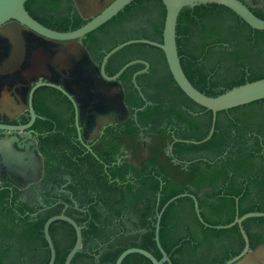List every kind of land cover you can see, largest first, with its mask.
Segmentation results:
<instances>
[{"label": "flooded vegetation", "instance_id": "obj_1", "mask_svg": "<svg viewBox=\"0 0 264 264\" xmlns=\"http://www.w3.org/2000/svg\"><path fill=\"white\" fill-rule=\"evenodd\" d=\"M240 1L264 20V0ZM91 2L34 0L30 4L34 15L29 14L48 30L70 34L94 18H85L79 8V4L94 5ZM164 10L162 0H134L111 20L78 40H56L22 26L24 65L18 72H0V196L10 203L17 199L14 209L23 218L28 217V222L46 223L61 214L75 221L85 219L87 206L79 198L86 193L96 197L98 192L87 189L84 181L93 174L89 156L104 163L98 154L110 156L106 151L109 150L115 163H120L130 156L120 145L113 148L123 135H136L149 145L151 135L158 128L171 134L173 143H187L189 140H181L178 134L201 131L209 118L213 119V113L207 109L187 103L176 82L169 80L163 64H153L133 49L123 48L104 65L106 55L118 41L153 39L157 35L155 25L163 20ZM14 48L13 39L0 28V68L9 62ZM133 61H143L149 66L135 63L113 79ZM34 62L39 64V69L31 72ZM117 83L123 91L122 97L116 93ZM188 104L191 108H187ZM172 149L170 144L169 154ZM144 152L148 154V149ZM195 156L185 154L186 159ZM104 166L106 171L107 165ZM24 170L27 175L23 174ZM98 176L99 173L90 181L97 183ZM5 205H0L1 264H38L50 260L44 229L43 235H39L31 229L35 225L11 222L5 214L8 208ZM185 221L180 220L179 229L192 227ZM57 222L53 228L50 226V235L54 247L64 252L73 243V233L63 224L65 221ZM82 223L84 227L86 221ZM251 232L264 235V228L253 225Z\"/></svg>", "mask_w": 264, "mask_h": 264}, {"label": "trees", "instance_id": "obj_2", "mask_svg": "<svg viewBox=\"0 0 264 264\" xmlns=\"http://www.w3.org/2000/svg\"><path fill=\"white\" fill-rule=\"evenodd\" d=\"M33 1L25 4L32 15L30 4ZM165 17L166 10L163 20L155 25L157 35L153 39H143L162 43ZM176 35L186 77L209 97L264 79V31L251 28L224 6L202 4L184 8L178 17ZM131 39H122L114 47ZM128 49L147 56L153 64H163L169 80L175 83L162 50L145 44H134L124 50ZM178 90L187 103L197 105L179 87ZM187 108H191L190 104ZM211 122L210 117L203 130L178 134V138L200 142L208 136ZM151 136L152 143L145 145L136 135H123L113 148L120 145L130 156L120 163H115L109 150L106 151L110 156L98 154L104 163L89 156L93 174L84 181H87V189L98 192L96 197L87 193L83 198L78 197L88 212L85 219L76 221L80 226L86 221V225L82 230V248L71 264H115L129 248L146 250L161 260L162 254L155 241L157 215L171 199L182 194L188 195L172 202L160 221V242L170 258V262L164 264H226L246 245L241 228L251 249L264 244L263 233L254 235L251 232L253 225L264 228V217L248 219L241 227L218 228L231 224L237 213L241 217L251 212H264V100L219 112L211 139L200 144L173 143L172 135L158 128ZM170 144L173 149L169 154ZM146 148L148 154L144 152ZM187 153L196 156L186 159ZM185 160L191 163H183ZM98 173V182H91ZM191 195L198 201L203 222ZM16 201L13 199L10 203L5 196H0V205L8 206L7 217L13 223L35 225L32 231L43 235L45 221L28 222V217L23 218L15 211ZM181 219L192 227L186 225L179 229ZM63 224L71 229L73 243L64 252L56 246L54 264H65L76 242L74 228ZM122 264L153 263L141 254H131Z\"/></svg>", "mask_w": 264, "mask_h": 264}, {"label": "water", "instance_id": "obj_3", "mask_svg": "<svg viewBox=\"0 0 264 264\" xmlns=\"http://www.w3.org/2000/svg\"><path fill=\"white\" fill-rule=\"evenodd\" d=\"M28 0H0V28L13 39L15 48L9 62L0 68V72H18L22 69L25 62V44H24V32L22 26L29 28L37 33L44 36L56 39V40H68V39H82L88 33L96 30L113 17H115L120 11H122L127 5H129L134 0H92L91 3L94 5H84L79 4L81 13L85 18L94 17L88 24L79 30L70 34H60L46 29L40 25L36 20H34L29 12L25 8V4ZM113 1V2H112ZM166 7V17L163 30V42L159 43L149 39H131L125 41L116 47H114L105 57L104 65L108 59L114 55L116 52L122 50L125 47L134 44H145L152 47L159 48L163 51L166 62L168 64L171 75L181 89V91L193 102L202 106L203 108L211 111L213 113L212 126L209 135L200 142L187 143L200 144L211 139L215 131V123L217 119V114L219 112L231 110L237 107L245 106L257 101L264 100V79H260L254 82H249L244 85L234 87L233 89L221 94L217 97H209L199 90H197L192 83L186 77L182 67L178 54L177 47V35L176 28L178 17L181 11L186 7H195L202 4H218L232 10L236 15H238L246 24L251 28L259 31H264V20L255 16L251 10L240 0H162ZM13 21V23L6 25L7 22ZM76 47L82 48V45H77ZM83 49V48H82ZM135 63H148L143 61H133L127 64L120 73H118L113 79L116 80L120 77L123 71L135 64ZM39 69V64L35 62L31 64L30 71L33 72ZM117 94L123 96V91L120 85L117 83ZM107 95H109L107 93ZM34 119V117H33ZM23 174L25 170L22 171ZM27 175V173H25ZM186 194L179 195L171 199L157 215L156 223V234L155 241L162 254L161 260L157 258L150 252L140 249V248H129L124 251L116 260L115 264H122L126 257L131 254H141L146 258L150 259L153 264H164L165 262H170V258L167 252L161 245L160 242V221L164 210L174 201L181 197H186ZM195 209L198 214L199 219L203 222L200 214V209L198 201L195 197ZM264 212H251L247 213L241 217L237 214L235 220L226 226H220L219 229H228L235 225L242 226V223L251 218H263ZM57 221H65L73 226L76 232V242L74 247L69 252L65 264H71L74 257L80 252L83 243L82 230L83 227L78 225L72 218L61 214L50 218L44 226V235L50 247V260L48 264H54L56 261V249L54 247L51 235L50 226ZM242 235L246 242L243 252L228 261L226 264H264V245L257 247L256 249L250 251L249 239L243 229H241Z\"/></svg>", "mask_w": 264, "mask_h": 264}]
</instances>
